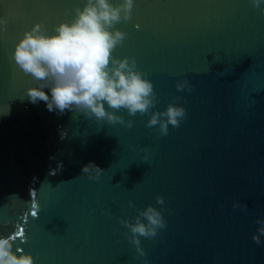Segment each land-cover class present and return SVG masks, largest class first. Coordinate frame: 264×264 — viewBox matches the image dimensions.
Returning a JSON list of instances; mask_svg holds the SVG:
<instances>
[{
	"label": "water",
	"instance_id": "95a60500",
	"mask_svg": "<svg viewBox=\"0 0 264 264\" xmlns=\"http://www.w3.org/2000/svg\"><path fill=\"white\" fill-rule=\"evenodd\" d=\"M85 2L0 0V236L35 264H264V235L252 239L264 219V14L251 0H134L113 56L136 58L157 102L116 111L126 128L31 103L35 82L12 58L34 24L52 34ZM185 78L191 92L176 88ZM170 103L187 111L180 126L146 127ZM89 162L99 180L82 173ZM148 206L167 226L139 237L141 256L120 220Z\"/></svg>",
	"mask_w": 264,
	"mask_h": 264
},
{
	"label": "clouds",
	"instance_id": "9594fccd",
	"mask_svg": "<svg viewBox=\"0 0 264 264\" xmlns=\"http://www.w3.org/2000/svg\"><path fill=\"white\" fill-rule=\"evenodd\" d=\"M262 2L264 0H251L252 6L264 14V8L260 7ZM134 6V0H122L118 4L111 0H86L83 8L74 9L71 22L59 23L52 34H48L40 23L25 31L15 45L12 58L15 65L35 82V86L26 91L30 102L43 101L49 112L56 111L58 115L67 110L87 118L94 117L98 122L132 128L134 121H126L116 111L126 109L130 116L144 115L157 102L153 84L137 69L136 58L113 56L115 48L127 38V33L113 29L116 24L131 19ZM8 23V17H0V31L6 30ZM46 88L50 96L44 91ZM176 88L178 91H192L187 78L178 81ZM186 117L184 107L170 103L165 111L153 112L146 127L159 125L160 134L166 136L169 125L178 128ZM66 136L67 133H62L61 139ZM144 160L147 161L148 157L145 156ZM93 170L95 175H89ZM103 171L91 162L82 167V173L89 180H99ZM156 202L162 205L164 198L157 196ZM129 207L135 205L130 201ZM233 207L241 205L234 204ZM241 210L246 212L247 205ZM120 223L130 230V242L141 256L145 253L139 237H155L158 229L167 226L161 212L153 206L139 210L134 223L127 219H121ZM256 223L260 225L259 234H254L252 239L259 245L260 236L264 235V219H258ZM14 241L12 235L0 236V264H35L30 253L13 250Z\"/></svg>",
	"mask_w": 264,
	"mask_h": 264
},
{
	"label": "snow or ice",
	"instance_id": "6c2138e0",
	"mask_svg": "<svg viewBox=\"0 0 264 264\" xmlns=\"http://www.w3.org/2000/svg\"><path fill=\"white\" fill-rule=\"evenodd\" d=\"M22 234V232L21 233H18V235H21ZM15 238V237H14Z\"/></svg>",
	"mask_w": 264,
	"mask_h": 264
}]
</instances>
